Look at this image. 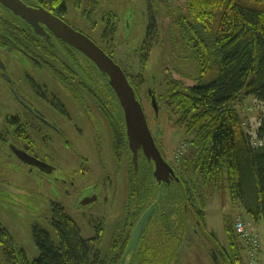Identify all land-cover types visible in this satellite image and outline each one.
<instances>
[{"label":"flooded vegetation","instance_id":"1","mask_svg":"<svg viewBox=\"0 0 264 264\" xmlns=\"http://www.w3.org/2000/svg\"><path fill=\"white\" fill-rule=\"evenodd\" d=\"M17 1L25 7L26 17L0 0V168H28L43 183L64 187L68 192L72 187L88 195L77 203V210L84 221L90 218V227L96 229L88 239L95 253L100 252L107 229L109 196L113 200L115 190L126 183L124 226L108 248L127 249L141 218H137L138 211L155 204L154 197H138L139 190L150 187L153 191L155 184L163 197L166 187L177 180L159 183L154 162L141 150L139 168L135 169L124 110L114 89L94 62L51 30L44 11L92 40L132 83V71L124 69L116 58L120 48L116 39L121 32L124 36L131 32L133 9L120 21L115 10L103 9L104 0ZM146 1L152 8V0ZM156 25L150 15L146 36L134 56L141 57L152 48ZM148 125L176 175L177 167L166 160L149 121ZM66 168H71V173L65 172ZM89 168H98L99 172ZM10 186L0 174V193L14 192ZM143 237L136 251L142 249Z\"/></svg>","mask_w":264,"mask_h":264},{"label":"trees","instance_id":"2","mask_svg":"<svg viewBox=\"0 0 264 264\" xmlns=\"http://www.w3.org/2000/svg\"><path fill=\"white\" fill-rule=\"evenodd\" d=\"M164 2H170L166 9L172 16L164 22V30L169 28L174 36L183 38L200 75L191 80L166 69L164 77L156 80V88L152 89L159 110H166L164 105L169 104L177 115L176 125L182 126L192 141L188 154L177 167L180 170L176 168L179 181L166 187L159 202L157 185L153 191L147 187L137 194L140 198L154 197L155 204L158 203L145 229L142 249L126 261H123L126 248L112 249L103 258L99 252L92 251L91 240L82 237L78 224L65 209L54 205L51 223L59 245L47 230L35 226L33 239L40 254L33 262L28 261L24 252L18 253L12 236L0 222V247L11 264H125L127 261L152 264L157 254L173 249L175 238L181 239L177 228L185 226L188 213L201 225L205 212L196 207L195 193L207 189L209 196L224 176L232 205L243 208L254 224L264 225V112L257 131L258 146H254L246 132L248 120L238 108L249 97H255L264 108V0ZM153 31L156 32V27ZM151 49L141 55L142 70L146 71L149 64ZM142 78V75L132 77L131 85L138 100L142 94L150 99L149 88ZM150 208L151 205L138 211L137 218ZM156 224L164 233L159 246L151 240L153 228L148 235L150 226ZM226 229L229 246L223 249L224 261L240 264L242 249L249 257L248 244L240 239L235 221ZM213 259L219 264L217 254Z\"/></svg>","mask_w":264,"mask_h":264},{"label":"rangeland","instance_id":"3","mask_svg":"<svg viewBox=\"0 0 264 264\" xmlns=\"http://www.w3.org/2000/svg\"><path fill=\"white\" fill-rule=\"evenodd\" d=\"M103 4L104 10H115L118 14L117 19L120 21L125 20L131 8L135 11L131 9L134 14L131 32H125L126 36H124V32H121L123 33L122 36L116 39V43H120L116 58L119 61L117 62L124 69H129V72L132 71L134 76L142 75L146 88L155 89L156 80L164 77L166 69L191 80L199 78V66L189 51H186L183 38L180 39L178 35L174 36V33L165 31L169 28L164 30V22L172 17L170 11L166 9L170 2L152 0V8L149 7L146 0H104ZM150 15L152 22L156 20L157 28L150 61L145 71L142 70L140 55L134 56L133 53L140 49L146 36L145 28L148 26ZM134 76L132 77L135 78ZM139 100L143 104L149 124L166 160L178 167L182 158L189 152V142L192 141V137H186L184 128L176 125L175 118L177 115L174 114V110L169 104L165 103L166 110H159L158 115H156L151 104V97L148 99L142 94ZM238 108L242 117H246L248 120L246 124L249 128H246V132L252 137L253 145L258 146L257 131L264 108L255 97L246 98L244 104L239 105ZM10 165L13 164L10 162ZM89 169L98 171V168ZM177 169L180 170V168ZM64 170L71 173V168ZM181 173L185 176L184 172ZM0 174L7 178L10 187L14 189V192L0 193V222L9 231L18 252H24L29 262L36 260L40 254L33 239L35 226H41L47 230L55 244L59 245L58 236L51 223L55 204L61 205L75 220L81 229L83 238L90 239L95 235L96 229L90 227V218L84 221V217H81L77 210L78 202H82L88 195L77 193L79 190L72 189V187L68 192L64 187L43 183L28 168H0ZM79 183L82 182L79 181ZM206 193L207 189H200L198 193H195L196 207L205 212L204 221L201 225H198V220L193 214L188 213L185 216V226L177 228L179 236L181 233V239L175 238L173 249L157 254L159 257L156 256L157 260L155 259L152 264H215L214 254H217L219 264H227L223 257V249L229 246L226 227L234 221L241 220L252 233L258 235L262 251L259 261L264 264V225L262 223L254 224L243 208H235L232 205L226 177L224 176L219 187L213 189L209 196H206ZM106 195L108 197L109 194ZM127 201L128 186L126 183L115 190L113 200L109 196L108 206L105 208L108 212L107 229L103 235L102 247L99 249L103 258L109 255L108 246L112 237L119 235L123 229L124 208ZM152 228L153 232L150 233ZM126 231L128 228L123 233ZM149 233L151 240L158 246L163 242L164 237L162 235L164 233L159 224H156L155 227L150 226L148 235ZM160 248L163 249L162 246ZM240 259V264H250L245 249H242ZM0 264H11L1 247Z\"/></svg>","mask_w":264,"mask_h":264},{"label":"water","instance_id":"4","mask_svg":"<svg viewBox=\"0 0 264 264\" xmlns=\"http://www.w3.org/2000/svg\"><path fill=\"white\" fill-rule=\"evenodd\" d=\"M1 1L16 14L26 17L25 7L17 0ZM40 14L41 12L37 13V15L41 16ZM44 16L46 17L45 20L51 30L59 38L63 39L66 43L85 54L96 64L102 74L107 77L109 84L114 89L124 110L126 119V134L130 149L134 154L133 163L135 169L138 170L139 168L138 154L141 150L150 162H154V175L159 183H170V180L173 178H176V180L179 181V178L175 175L174 169L165 161L155 143L154 137L148 125L143 105L140 100L137 99L135 90L124 70L88 37L76 32L70 26L45 11ZM62 57L65 58L63 55ZM149 95L151 97L153 109L155 110L156 115H158L159 106L152 88H149ZM161 197L162 194H160L158 202L161 200ZM95 199L85 202L84 205L94 202ZM157 205L158 203L151 206V208L139 219L123 261H126L129 256H133L136 253L140 240L147 225L153 217ZM125 264L130 263L127 261Z\"/></svg>","mask_w":264,"mask_h":264},{"label":"built area","instance_id":"5","mask_svg":"<svg viewBox=\"0 0 264 264\" xmlns=\"http://www.w3.org/2000/svg\"><path fill=\"white\" fill-rule=\"evenodd\" d=\"M241 221L236 222V231L240 239L248 244L251 264H260L261 243L259 237L257 234L252 233L246 224Z\"/></svg>","mask_w":264,"mask_h":264},{"label":"bare ground","instance_id":"6","mask_svg":"<svg viewBox=\"0 0 264 264\" xmlns=\"http://www.w3.org/2000/svg\"><path fill=\"white\" fill-rule=\"evenodd\" d=\"M194 82V81H193ZM196 222V221H195Z\"/></svg>","mask_w":264,"mask_h":264}]
</instances>
